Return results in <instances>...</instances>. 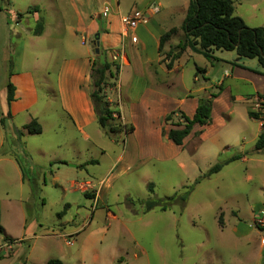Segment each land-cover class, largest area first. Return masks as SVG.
<instances>
[{"label":"rangeland","instance_id":"obj_1","mask_svg":"<svg viewBox=\"0 0 264 264\" xmlns=\"http://www.w3.org/2000/svg\"><path fill=\"white\" fill-rule=\"evenodd\" d=\"M141 1L92 0L94 15L89 20L96 21L97 26L87 34H79L81 42L79 37H72L67 32L68 51L82 54L89 50L91 62L106 61L112 64V70L116 65L119 66L118 74L108 80L106 91L110 93L117 85L121 68L126 67V62L128 65L130 63L129 51L137 47L127 38L118 43V25L114 17L118 13L127 15L131 8L140 9ZM167 1L163 0L168 5ZM182 2L176 0L169 27H178L182 23ZM65 3L67 1L62 0H0V34L7 33V28L13 34L14 30H18L25 38V64L31 61L38 66L46 63L53 68V59H41L40 56V59L34 60L33 57L38 53L50 52L46 49L47 45L58 50V44L49 43L46 39L29 41L31 39L22 30L26 27L31 31L38 30L37 20L42 17L43 20L53 22L59 18L69 20L71 8ZM27 6H39L45 13L43 16L34 14L26 20L27 23L22 22L17 26L14 20L25 18L24 9ZM253 6L250 0H235L233 15L253 20L258 25L263 21L262 10L259 16L252 17ZM20 11H23L21 15L18 14ZM102 11L110 16L105 18L100 15L101 18L97 19L96 15ZM69 21L66 20L68 24ZM262 25L259 27H264ZM176 30L175 36L159 52L161 63L171 62L172 65L175 60L172 56L178 51V43L183 38L182 32L178 28ZM96 33L100 34L98 54H95L94 45ZM55 39L53 37L52 40ZM222 53L224 57L229 54L226 51ZM3 55L0 43V89L7 81ZM166 56H170L167 57L168 61H165ZM186 60V57L180 60L182 75L171 77L174 79L173 85L162 88L163 91L179 97L184 89L191 91L201 85L194 82V74L198 76L202 73L200 69L196 71V67L203 68L205 60L200 56ZM130 70L124 69L122 82L126 83ZM205 83L210 82L206 80ZM229 84L235 95V82L229 81ZM217 89L211 88L205 92L215 94ZM43 93L40 91L41 95ZM110 98L112 110L117 111L122 120L123 117L128 120L132 113L130 102L120 100V90ZM223 105V102L218 104L210 126L195 128L199 131L187 137L179 148L171 145L164 136L180 122V114H184L180 110L170 112L168 121L164 117L160 139L155 135L146 138L140 130L129 139L122 133H116V137L108 136L94 123L87 130L91 137L87 141L68 121L64 125L59 121V129L47 118L49 114L44 118L41 114L43 135H29L22 130L27 134L25 144L18 143L15 146L11 143L14 147L11 155L23 162L25 177L30 180L34 192L27 205H24L28 223L35 224L34 235L30 234V239L18 243L13 250L15 253H9L3 247L4 234L0 233V258H3L1 252L9 254L0 264H46L51 259L60 260L62 264H258L264 253V231L259 230L264 228V152H253V142H248L251 134L247 133L254 125L247 117V110L263 114L264 107L257 98L248 104L235 101L231 113L224 114L228 116L227 120V116L219 114ZM38 109L44 114L50 112L49 108L44 111L41 103ZM162 109L161 105H155L152 110L159 113ZM218 117L224 119L223 124L217 120ZM122 120L116 118L112 125L116 126ZM21 122L22 119H17L16 127ZM123 124L127 129L133 127L130 122ZM8 134L23 133L18 131ZM54 139L57 143L63 140L68 144L55 148L52 143ZM7 146L11 145L8 143ZM125 149L128 152L131 150V157L137 156L143 162L139 165L127 156L123 167L130 166L131 170H124L111 182L103 200H89L80 188L73 187V183L86 179L96 184L97 180L92 175L98 176L107 171L114 157ZM239 154L247 160L228 163L220 172L203 178L218 161ZM54 157H65L63 159L67 163L55 164ZM90 159L96 160L98 165H89L86 170L80 169V161ZM71 165L78 168H70ZM119 171H122L120 167L114 173ZM196 180L199 183H195ZM10 184L0 179V221L6 226L9 235L20 238L21 231L16 219L19 209L15 197L11 196L13 191ZM149 184L153 186L152 192L147 187ZM5 189L9 191L8 196L2 194ZM85 190L88 192L90 189ZM186 192L187 200L182 203L180 196ZM169 198L174 200L167 201ZM148 200H161L162 204H168V209L161 211L155 208L145 212L144 203ZM65 202H69L71 208L62 214ZM78 209H81L80 213ZM107 212L115 216V219L107 216ZM79 228L78 235H67ZM68 240L72 242L71 246L66 244Z\"/></svg>","mask_w":264,"mask_h":264},{"label":"crops","instance_id":"obj_2","mask_svg":"<svg viewBox=\"0 0 264 264\" xmlns=\"http://www.w3.org/2000/svg\"><path fill=\"white\" fill-rule=\"evenodd\" d=\"M62 1H67L65 4H67V7L71 8L69 18L70 21L65 18H59L53 22L43 20L42 17L40 20H37V22H39L38 30L31 31L28 27L22 30V33L27 35L28 39H31L29 41H41L46 39L49 43L58 44V50H54L55 47H52V45H47L46 49L50 50V52L38 53V55H34L33 57L34 60L40 59V56H42L41 59H53V68L48 66L46 63L40 66L32 61L29 64L24 63L26 41L24 40L25 38L18 33V30H14L13 34L10 29L6 28L7 33L0 34V43L2 44V48L4 50L2 63L6 73L5 76H7L8 81V76L11 74L9 81L15 88V100L10 104L9 107H7L6 104L7 81L5 86L0 89V117L6 118L3 124L0 122V179H3L6 184L11 183L10 187L13 191V195L11 196L15 197V200L18 204L19 210L18 214H16V219L21 231V237L14 238L13 236L9 235L6 226L0 221L1 227L3 228L4 237L9 240H13L11 249L8 250L9 253H15V251L13 252L15 249L14 247L18 243L23 242L25 239H30V234L34 235L33 230L35 229V224L31 222L28 223V220L24 214V205H27L34 192L31 188L30 180H28L25 175L22 174L21 167L16 162V159L19 158H15L11 155V152L14 150V147L11 143H13L15 146H18V143L21 145L25 144L24 140L27 134H24L22 130L23 127L33 119L41 125L42 132L40 135H43L44 126H42V117L44 118V116H47L48 114L49 116H47V118L49 117L48 119L54 122L55 127L57 126L59 129H61L60 125H64V122L68 121L69 124L72 125V128L75 129L77 133H80L83 139L87 141L91 140L90 135L87 134V130L94 123H97L89 97L91 91L90 67L92 63L90 60V51L86 50L85 53L76 54L73 51H68V45L66 43L67 32H69L72 37L78 38L79 34H87L97 26L96 21L89 20L90 16L94 15L91 6L92 0ZM250 1L254 4V13L251 14V16H259V11L262 10V23H258L257 25L253 23V20H251L252 18L250 19L251 21H248L244 19V17H238L241 18L244 24L249 28H258L259 25L263 26L264 0ZM167 2L168 5L164 3L163 0H142L139 3L141 7L138 10L147 11L148 8L157 7L158 12L148 15L146 22L140 25L132 33L137 38V42L135 43L137 47L133 51H129L130 63L128 65V62L124 60L126 62V67L121 68L117 85L115 89L112 90V93H110L108 90L105 91L109 102H111L110 97L120 90V100L130 102L131 104L130 108L132 113L128 120L124 119L123 117V121L122 116L119 114L123 123L130 122L133 126V132L125 136L128 139L136 135L138 130H140L143 136L145 134L146 138H150L155 135L156 138L160 139V137H162L161 128L164 117L174 110H180L185 114V116L192 118L199 99L207 89H214L216 87L222 88L218 96L213 100L211 117H213V115L216 113L219 103L223 102L224 104L219 113L224 117L227 116L224 114L231 113V106L235 101L245 102L248 104L252 100L256 99L259 95L264 94V75L256 74L238 67H232L230 65V62L235 61L237 58L235 52H227L229 54H225L227 56L224 57V53H222V51H215L213 55L219 60L210 63L202 56L192 53L189 49H186L178 59L173 61L171 68L168 70L166 68L167 63H161L162 58L158 52L159 39L164 33L172 28H178L180 30L182 23L178 27H169L168 24L169 21H171V18H173L176 0H169ZM188 4L189 0H183L181 5L182 7L180 6V11H182L184 17ZM171 6H173V8H171ZM134 9L136 8H131L127 14H129ZM24 11V13H26L25 18L18 21L14 20V23H16L17 26L22 22L27 23L26 20L34 14H41L43 16L45 13L44 9L39 6H27ZM21 12L23 11H20L18 14H21ZM103 12L104 11L96 15L97 19H99V17L101 18L100 15ZM123 15L124 14L118 13L117 16L114 17L118 25V32L116 33L118 43L121 40V26L119 24V18ZM109 16L110 15L107 14L106 17L108 18ZM184 17L181 19L182 22ZM66 20L69 21V24L66 22ZM70 25L72 27H70ZM50 27L54 29H49ZM53 37L56 39L52 40ZM195 56H200L205 60V65L203 68L196 67V70L200 69L202 70V73H199L198 76L194 74V82H199L201 85L191 91L184 89L185 91L179 97L163 91L162 88L173 85L172 81L174 79L171 77L182 75L183 66L180 65V60L183 57L184 59L186 57V61H188ZM239 64L250 69L258 70L264 74V68H260L257 60L255 59H243L239 62ZM126 68H131V70L129 71L128 80L126 83H124L122 82L121 77L122 72ZM198 79L200 81H198ZM180 80L182 81V78H180ZM206 80H209L210 83L206 84ZM229 81L235 82L236 84L237 93L235 95L232 94L231 91L232 85H228ZM122 89L123 95H121ZM40 91L44 93L41 95ZM40 103L44 111L49 108L50 112L47 111L46 114H44L42 110L40 111L38 109ZM155 105H161L163 109L159 113H155V111L152 110L154 109ZM152 106L153 108H151ZM7 113H9L8 117ZM41 114L42 117H40ZM24 117H26V119H24ZM17 119H22L19 127H16L15 125ZM226 119L228 120V116ZM217 120L221 124L224 122V119L221 117H218ZM59 121H62V123L60 124ZM250 121L253 123L252 125H254V127L252 126L251 131L247 133L251 134V138L248 142H253L254 145L261 132L262 122L253 119H250ZM207 127L208 126H205V128ZM195 128L204 127L194 126L189 136H193L196 131H199L195 130ZM18 131H21L23 134L19 135L18 137L16 134H8ZM204 132L205 131L200 132V134H203ZM164 137L166 138V136ZM8 143L11 146H7ZM52 143L55 148H61L68 144L63 140H59V143H57L55 139L52 141ZM171 145L173 144L171 143ZM4 147L6 152L3 153ZM23 148L26 150L25 145ZM23 154L25 155L24 151ZM127 156H132L131 150L128 152V149H125L123 152L117 154L114 157L113 164L108 168L107 171L98 176L92 175L97 180L96 184L86 181L87 179L81 181L80 183L85 181L90 184V190L88 192H86V190L79 189V183H73V187H78L81 192L83 191L82 193L85 197L88 196L86 198L89 200H103L106 196L105 191L109 189L111 182L118 178L122 172H125L124 170H131L130 166L123 167V162L126 161ZM54 158L55 159L53 162L55 164L62 165L61 163H64L65 165L67 163L66 159H63L65 157ZM131 158L134 163L138 162L139 165L143 162L137 156ZM69 160L74 161L73 159ZM241 160L247 159L243 157ZM96 162L97 161L94 159L83 162L80 161L79 166L80 169L84 168L86 170L89 165L97 166L98 164H96ZM119 167L122 171L114 173V171ZM70 168L78 167L71 165ZM86 176L89 177V175ZM8 192L9 191L5 189L2 191V194L8 196ZM65 206H67L65 212L70 210L71 205L69 202L63 203V210ZM65 212L63 214H65ZM77 212L80 213L81 209H78ZM107 216H110L111 219H115V216L110 215V212H107ZM79 233L80 228L71 231L67 235L73 236L78 235ZM8 255L9 254L5 253V251L1 252V257L3 258H0V262L4 261L5 258H8ZM258 264H262V260L259 261Z\"/></svg>","mask_w":264,"mask_h":264},{"label":"trees","instance_id":"obj_3","mask_svg":"<svg viewBox=\"0 0 264 264\" xmlns=\"http://www.w3.org/2000/svg\"><path fill=\"white\" fill-rule=\"evenodd\" d=\"M233 14L234 0H189L185 17L180 27L183 38L178 43V51L174 53L172 57L178 59L186 49H189L192 53L198 54L206 61L212 63L213 61L219 60L213 55L215 51L235 52L237 58L235 61L230 62L232 67H238L256 74L264 75L258 70L250 69L239 64L243 59H255L259 67L264 68V27L249 28L244 24L241 18ZM176 33L177 30L172 28L160 37L158 52L161 51L163 45ZM167 57L170 56H166V61H168ZM114 68L112 70V64L106 61L91 63V91L89 97L96 122L105 134L116 137V133H122L126 136L133 132V127L127 129L122 122H119L116 126L112 125V122L116 118L120 120V115L117 111L112 110L111 104L105 94L106 88L108 87V80L113 79L119 72V66L116 65ZM166 68L168 70L171 68V62H167ZM10 76L11 74H9L6 84L7 107L15 100V88L9 81ZM221 90L222 88L219 87L218 92L215 94L204 92L205 94L199 99L192 118L180 114V122L165 133L166 139L174 146L181 147L185 139L192 132L194 126H209L212 122L211 109L213 100L218 96ZM257 100L261 102L264 107V94L259 95ZM8 116L9 113H7V117ZM247 117L262 122L261 132L252 149L253 152H261L264 150V113L259 114L258 112H253L248 109ZM5 119L6 118L1 117L0 122L3 124ZM168 120L169 115L165 116V121ZM23 130L29 135H40L42 132L41 125L34 119L25 125ZM19 135L21 134H16L17 137ZM242 158L243 155L239 154L225 161H218L207 171L203 178L220 172L224 165ZM16 162L21 167L22 174L25 175L26 169H24L21 159H16ZM195 183H199V180H196ZM147 187L150 192L153 191L152 184H149ZM188 192L180 196L182 203L186 202ZM171 200H174V198L167 199V201ZM66 208L67 206L64 207L62 214L65 212ZM155 208L166 211L168 209V204H162L161 200H148L144 203L145 212H149ZM219 224H221V218H219ZM259 230L264 231V228ZM0 233L3 234V228L1 226ZM3 240L4 242L13 243V240H9L6 237H4ZM46 264H62V262L57 259H51L47 261ZM262 264H264V253Z\"/></svg>","mask_w":264,"mask_h":264},{"label":"built area","instance_id":"obj_4","mask_svg":"<svg viewBox=\"0 0 264 264\" xmlns=\"http://www.w3.org/2000/svg\"><path fill=\"white\" fill-rule=\"evenodd\" d=\"M158 12L157 7H153V8H148L147 11L145 10H138V9H134L132 10L129 14L127 15H123L119 18V24L121 26V39H125V38H129L130 41H132L133 43L137 42V38L135 35H133L132 33L143 23L146 22V20L148 19V15H152ZM102 17H106L107 16V12H103L101 14ZM114 59H116L114 57ZM0 121H1V117H0ZM78 187L82 190L85 189H90V184L83 182V183H79ZM66 244L71 246L72 242L69 240L66 241ZM12 243L9 242H5V244L3 245L4 248H6L7 250L11 249Z\"/></svg>","mask_w":264,"mask_h":264},{"label":"water","instance_id":"obj_5","mask_svg":"<svg viewBox=\"0 0 264 264\" xmlns=\"http://www.w3.org/2000/svg\"><path fill=\"white\" fill-rule=\"evenodd\" d=\"M99 39H100V34L96 33L94 35V45H95V54H98V48H99Z\"/></svg>","mask_w":264,"mask_h":264}]
</instances>
